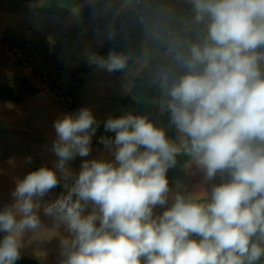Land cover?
Returning <instances> with one entry per match:
<instances>
[{"label": "clouds", "instance_id": "9594fccd", "mask_svg": "<svg viewBox=\"0 0 264 264\" xmlns=\"http://www.w3.org/2000/svg\"><path fill=\"white\" fill-rule=\"evenodd\" d=\"M189 3L205 35L175 55L183 74L170 83L163 77L162 108L179 143L144 115L106 120L115 163L85 161L44 207L71 234L62 264H256L264 257V0ZM88 59L115 72L127 58L111 51ZM96 125L88 108L54 121L55 168L27 173L13 203L0 209V264L20 259L25 232L40 227L42 198L60 183L57 169L89 156ZM182 152L205 182L220 177L210 192L171 195L167 171Z\"/></svg>", "mask_w": 264, "mask_h": 264}, {"label": "rangeland", "instance_id": "374dc122", "mask_svg": "<svg viewBox=\"0 0 264 264\" xmlns=\"http://www.w3.org/2000/svg\"><path fill=\"white\" fill-rule=\"evenodd\" d=\"M9 23L6 22L5 27L0 29V37L9 30L27 40L43 39L56 45L68 66L64 78L78 80V88L74 101L63 99L60 96L62 90H54L41 83L33 76L32 68L13 65L8 70L12 64H6L8 74L0 80V208L1 205L3 208L13 203L11 194L16 182L27 173L41 166L55 168L58 158L53 152L56 140L54 121L81 108H88L93 115L96 114V131L99 128L105 132L106 120L115 113L111 98L116 93L112 85L114 80L96 77L108 75V72L98 64L89 62L88 54L93 53L95 34L84 22L56 21L44 23L37 29L20 28ZM95 134L91 137L89 156L76 157L68 161L63 170L57 169L60 183L42 198L41 208L37 212L40 227L25 232L20 259L16 262L62 264L63 242L71 239V234L61 221L45 216L44 207L61 192H66V186L75 182L85 161L115 163L107 156V152L114 151V143L104 142L107 138L105 134ZM94 141L100 143L93 144ZM91 210L92 206L89 205L86 214ZM3 236L0 233V239Z\"/></svg>", "mask_w": 264, "mask_h": 264}, {"label": "crops", "instance_id": "0c3cea01", "mask_svg": "<svg viewBox=\"0 0 264 264\" xmlns=\"http://www.w3.org/2000/svg\"><path fill=\"white\" fill-rule=\"evenodd\" d=\"M140 1L136 4L135 0H0V29L6 22L28 29L56 21L84 22L95 34L93 53L107 58L109 52L115 51L127 58L124 69L108 72L101 67L108 75H96L114 80L116 93L111 103L115 113L111 117L129 112L147 116L157 127L165 129L168 138L179 143L178 133L170 124V113L166 107L162 108V102L169 98L163 77L167 76L170 83L183 74L175 55L187 54L189 43L203 39L204 25L193 22L189 0ZM140 15L153 17V23L142 22ZM94 133L105 134L104 142L114 141V132L98 128ZM114 153L115 149L107 152V156L114 159ZM188 160L182 152L176 165L167 171L171 195L179 192L188 196L202 189L210 192L212 185L220 182L219 176L205 182L203 173ZM163 210L157 208L155 212L160 214ZM256 264H264V257Z\"/></svg>", "mask_w": 264, "mask_h": 264}, {"label": "trees", "instance_id": "16d2710c", "mask_svg": "<svg viewBox=\"0 0 264 264\" xmlns=\"http://www.w3.org/2000/svg\"><path fill=\"white\" fill-rule=\"evenodd\" d=\"M32 68L33 76L54 90H62L61 97L74 101L78 80L65 79L68 70L61 51L43 39L27 40L21 34L5 31L0 37V80L7 76L6 64ZM74 109V107H71Z\"/></svg>", "mask_w": 264, "mask_h": 264}, {"label": "built area", "instance_id": "2783aa9c", "mask_svg": "<svg viewBox=\"0 0 264 264\" xmlns=\"http://www.w3.org/2000/svg\"><path fill=\"white\" fill-rule=\"evenodd\" d=\"M136 4H140V0H135ZM140 20L144 23H147V25H151V23H153V17L150 18V17H146V16H143V15H140L139 16Z\"/></svg>", "mask_w": 264, "mask_h": 264}]
</instances>
